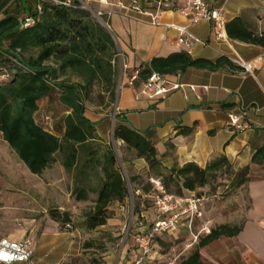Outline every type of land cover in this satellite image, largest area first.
<instances>
[{
  "label": "crops",
  "instance_id": "obj_1",
  "mask_svg": "<svg viewBox=\"0 0 264 264\" xmlns=\"http://www.w3.org/2000/svg\"><path fill=\"white\" fill-rule=\"evenodd\" d=\"M96 14L108 20V27L115 36L125 58V71L121 73L117 110L128 125L139 132L157 149L163 171L169 175L173 168L196 164L206 168L220 158H227L237 180L236 194L226 202L215 200L206 206L203 220L195 223L198 232L203 225L210 231L220 226L239 228L234 237H222L200 250L202 264H264V153L258 162L253 158L264 148V48L216 38L213 24L202 22L190 26L193 35L191 47L178 46L179 33L171 25L188 26L189 22L172 10L185 0H170L162 25L155 26L146 16L134 11H121L122 4L131 7L134 0H81ZM140 7H150L145 0H138ZM213 10L221 13L226 24L241 18L247 28L264 34V0H207ZM188 52L193 60L216 63L220 59L240 58L254 62V73L247 74L237 66H224L217 71L189 69L184 75L173 78L183 87L165 97L151 98L143 87L127 83L130 74L149 64L154 58L168 57L173 53ZM245 114L252 129L237 133L229 127L228 114ZM116 114V115H117ZM68 115V114H67ZM88 118L97 123L98 134L109 144L108 126L112 119L107 115ZM98 126L100 128H98ZM59 130V129H58ZM52 127V134L61 137V131ZM132 166L133 175L149 174L145 160ZM247 169L239 178L241 171ZM182 187V183L180 184ZM214 191L211 184L196 192L182 189L183 196ZM176 195V193H173ZM178 196V195H177ZM140 225L132 236L121 264L136 260L133 250L139 233L149 231L153 221L143 212ZM23 231L12 233L13 239L33 242V264H64L75 255L77 234L60 232V224L45 214L40 220L27 221ZM204 236V235H202ZM155 252V251H154ZM159 252L154 253L153 261ZM158 259V258H157Z\"/></svg>",
  "mask_w": 264,
  "mask_h": 264
},
{
  "label": "trees",
  "instance_id": "obj_2",
  "mask_svg": "<svg viewBox=\"0 0 264 264\" xmlns=\"http://www.w3.org/2000/svg\"><path fill=\"white\" fill-rule=\"evenodd\" d=\"M56 1L65 3L67 0ZM27 18L36 20L34 26L24 27ZM101 18L108 23L104 16ZM226 30L233 41L264 48V34L250 31L241 18L228 23ZM36 50V57L28 56ZM119 53L115 36L94 19L90 11L82 8L79 0H73L71 6L55 5L51 0H0V72H9L3 73L5 79L0 80V133L35 176L41 177L53 167L57 155L63 156V166L68 173L80 167L79 185L82 179L90 177L89 170L97 172L100 167L102 183L98 198L86 214L85 226L89 231L106 226L113 217L110 207L124 204L129 198L130 184L138 182L137 178H125L117 152L107 147L98 134L97 123L88 118L90 107H101L105 101L109 105L117 103L121 79ZM233 65L225 58L211 63L193 60L188 52L173 53L154 58L138 69L139 80L133 87L143 86L155 73L173 80L192 68L217 71ZM54 92L59 93V102L68 112L57 125V130L65 129L61 137L44 129L35 119L39 102ZM115 121V139L123 142L135 159L145 160L150 179H160L170 194L174 193L173 184L181 186L182 183L176 195L183 196L182 189L196 192L217 180L224 169L232 171L227 158L223 157L206 168L187 164L173 168L166 175L154 144L131 128L121 115L117 114ZM263 153L264 148L258 150L253 162H258ZM123 163L126 160L123 159ZM246 171H241L238 177ZM137 191L149 196L153 193L152 184L149 182L134 193ZM76 199L88 201L85 188L77 186ZM146 203L152 202L144 200L143 204ZM49 216L60 228L71 224L68 212L51 210ZM239 232V228L227 225L213 229L210 234L201 236L196 250L181 264H202L200 250L203 247ZM156 241L165 245L160 237Z\"/></svg>",
  "mask_w": 264,
  "mask_h": 264
},
{
  "label": "rangeland",
  "instance_id": "obj_3",
  "mask_svg": "<svg viewBox=\"0 0 264 264\" xmlns=\"http://www.w3.org/2000/svg\"><path fill=\"white\" fill-rule=\"evenodd\" d=\"M79 1L82 8L92 11L89 5L87 7L85 3ZM93 17L98 20L94 15ZM37 55V50L28 54V56L35 57ZM122 71H125V68L120 59V72L122 73ZM3 73L9 72H0L1 81L5 79ZM73 80L76 79L73 78ZM59 98V93L54 92L50 97L39 102V111L35 115V119L46 130L52 131V127L56 129L61 118L68 114L60 104ZM117 103L109 105L108 101H105L101 107L88 109L89 116L94 115V117L100 118V115L103 114L107 115L108 119H112L108 126L109 144L107 147L113 148L120 157L125 178L138 179L136 185L130 184L127 201L122 205L116 203L110 207L113 217L108 224L95 231H89L85 226L86 214L95 206L102 183L100 167L97 172L89 170L90 177L82 179L79 185L77 176L81 170L80 167L74 172L68 173L63 166V156L57 155V163L53 167L47 170L43 176H35L21 161L17 153L4 141L3 135L0 133V238L19 241L13 239L11 235L16 230L26 229L27 221L40 220L51 210H59L68 212L71 218L70 228H60V232L74 231L77 234V251L75 255L69 256L64 264H121L122 256L126 253L128 246L133 243L134 231L140 225L145 224L141 214L145 212L150 221L155 220L153 204L146 203L144 205L145 199H138L134 190L141 189L151 179L156 178L150 179L149 174L133 175L131 167L135 166L134 162L137 159H135L134 153L127 150L123 142L114 137L117 123L113 122V117L115 113H118ZM98 128L100 127L98 126ZM123 159L126 160V163H123ZM236 182L234 173L224 169L218 174L217 180L210 184L214 191L221 189L226 192L220 200L222 203L236 194L234 189ZM77 186L86 189L89 194L88 201L79 202L76 199ZM181 188L177 184L171 186L172 192L175 193ZM160 238L163 239L165 245L162 246L156 241L153 247L154 253L159 252V255L155 261L151 260L145 264H181L196 250L199 242L195 243L186 223L179 226L177 233L164 234Z\"/></svg>",
  "mask_w": 264,
  "mask_h": 264
},
{
  "label": "built area",
  "instance_id": "obj_4",
  "mask_svg": "<svg viewBox=\"0 0 264 264\" xmlns=\"http://www.w3.org/2000/svg\"><path fill=\"white\" fill-rule=\"evenodd\" d=\"M42 1V0H38ZM55 5L71 6L73 0H67L65 3L51 0ZM150 6L144 11L138 0H134L131 7L120 5L121 11H134L139 15H144L150 19V23L155 26L162 25V19L167 12L170 0H145ZM39 12L42 8L39 7ZM173 13L180 15L189 22L188 26H169L172 30L179 33L178 46L180 48L191 47L193 35L189 31L190 26L198 25L202 22H211L216 38L227 40L226 22L220 12L213 10L207 0H185L179 8L172 10ZM102 17V14H98ZM36 20L27 18L24 27L34 26ZM119 58L125 66L124 54L120 51ZM232 64L240 68L247 74L254 73V62H245L240 58H230ZM139 80V71H133L127 79L129 86L133 87ZM143 93L151 98L165 97L173 92L180 90L183 85L172 81L169 77L153 74L148 82L143 84ZM229 127L237 133H242L252 129V125L247 116L241 114H228ZM153 193L144 196L140 191L135 193L136 197L142 196L145 200H150L155 210V220L149 231L145 234L139 233L135 238L133 250L136 253V260L131 264H145L153 259L154 243L156 240L169 233H177L181 224H188L191 237L198 242L202 235L210 234L207 225H203L196 232L195 222L203 220L206 215V206L215 200H221L226 192L200 193L189 196H177L167 192L160 179H151ZM68 225L67 227H69ZM33 242L30 238L22 241H12L8 238H0V264H33Z\"/></svg>",
  "mask_w": 264,
  "mask_h": 264
},
{
  "label": "water",
  "instance_id": "obj_5",
  "mask_svg": "<svg viewBox=\"0 0 264 264\" xmlns=\"http://www.w3.org/2000/svg\"><path fill=\"white\" fill-rule=\"evenodd\" d=\"M85 6H87V5L85 4ZM87 7H88V6H87ZM90 12H92V14H93L95 17H97L98 21H99L103 26H105V27L111 32V30L109 29L107 23L104 22V20L101 18V16L97 15L96 13H94V12L91 11V10H90ZM111 33H112V32H111ZM112 34H113V33H112ZM115 118H116V113H115V115H114V117H113V122H115Z\"/></svg>",
  "mask_w": 264,
  "mask_h": 264
}]
</instances>
